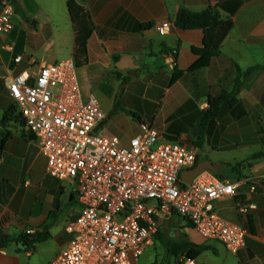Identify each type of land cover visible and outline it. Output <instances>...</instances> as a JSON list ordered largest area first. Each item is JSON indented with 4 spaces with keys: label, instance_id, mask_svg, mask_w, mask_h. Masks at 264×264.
Listing matches in <instances>:
<instances>
[{
    "label": "crops",
    "instance_id": "obj_1",
    "mask_svg": "<svg viewBox=\"0 0 264 264\" xmlns=\"http://www.w3.org/2000/svg\"><path fill=\"white\" fill-rule=\"evenodd\" d=\"M14 1L15 28L0 32V120L14 105L6 77L29 66L37 70L43 62L74 59L76 47L67 0ZM77 1L95 24L87 61L77 67L85 96H96L107 115L103 131L128 145L140 132V122H149L163 138L196 148V165L209 160L217 175L243 180L237 195L218 200L216 207L222 217L248 230L245 247L232 253L173 215L162 223L140 264L151 263L159 253L163 227L175 217L182 220L183 234L191 241L209 246L195 264H264V0ZM215 5H222L224 17H232L233 28L220 53L207 66L191 70L199 59L193 47L203 45L204 31L177 28L176 14L181 7L201 10ZM164 20L172 22L164 35L148 26ZM173 48L176 55L171 54ZM18 55L23 56L19 64ZM251 68L256 69L249 72ZM177 70L183 73L172 81ZM117 72L130 79L124 83ZM239 74L244 83L237 101L222 107L204 127L210 98L232 91ZM101 94L108 98L107 105L98 97ZM6 131L11 136L0 151V228L13 236L45 229L49 235L34 247L15 241L0 246V264H53L72 237L67 224L80 211L76 192L73 184L48 172L47 158L24 123H0V134ZM240 199L256 207L242 215L237 209Z\"/></svg>",
    "mask_w": 264,
    "mask_h": 264
},
{
    "label": "built area",
    "instance_id": "obj_2",
    "mask_svg": "<svg viewBox=\"0 0 264 264\" xmlns=\"http://www.w3.org/2000/svg\"><path fill=\"white\" fill-rule=\"evenodd\" d=\"M0 4V32L9 33L17 6L14 0ZM154 27L164 35L172 22ZM22 61L23 56L15 57L17 64ZM6 85L24 128L47 158L48 172L73 184L80 204L67 224L72 237L53 264H140L162 223L173 215L232 253L245 247L248 230L222 217L216 207L218 200L236 196L243 180L207 169L185 182L181 173L196 166V148L163 138L149 122H140V132L128 145L106 134L107 115L96 96H85L73 58L43 62L37 70L29 66L6 77ZM255 207L249 200L237 202L242 215ZM178 261L195 264L187 253H180Z\"/></svg>",
    "mask_w": 264,
    "mask_h": 264
},
{
    "label": "trees",
    "instance_id": "obj_3",
    "mask_svg": "<svg viewBox=\"0 0 264 264\" xmlns=\"http://www.w3.org/2000/svg\"><path fill=\"white\" fill-rule=\"evenodd\" d=\"M67 7L76 31V47L74 52V59L77 66H82L87 61V43L91 37L95 24L90 12L87 8L77 0H67ZM222 5L209 6L201 10H192L187 7H181L175 17L174 24L180 29H195L199 28L204 31L203 45L200 47H193V52L199 56L198 61L191 68L197 70L207 66L212 57L218 55L221 51V45L233 28L232 17H224L221 12ZM154 24L150 23L148 26L152 27ZM256 68L249 69V72ZM124 83H126L130 76H125L117 72ZM183 71L177 70L172 78V81L177 80ZM240 73V69H239ZM244 81L237 78L235 87L232 91H224L218 96L210 98L209 107L203 112V123L206 127L207 123L215 119L222 107L232 105L237 101V94L242 87ZM118 107V103L115 104ZM11 121L21 122L23 120L17 112L15 105H11L4 113L0 120L3 127L7 126ZM11 136V132H1L0 134V151L3 149L5 141ZM202 139V134L199 136ZM49 232L45 229L43 232H24L17 236L9 235L0 228V246L5 247L9 243L22 242L27 247H34L37 242L48 238ZM166 248L167 258L178 256L180 253H187V256L196 259L202 252L209 249L206 244H198L189 239L186 234H183L178 239H163ZM164 264V263H163ZM169 264V261L166 263Z\"/></svg>",
    "mask_w": 264,
    "mask_h": 264
},
{
    "label": "rangeland",
    "instance_id": "obj_4",
    "mask_svg": "<svg viewBox=\"0 0 264 264\" xmlns=\"http://www.w3.org/2000/svg\"><path fill=\"white\" fill-rule=\"evenodd\" d=\"M98 97L101 99L102 104L107 105L108 98L105 97L104 95H98ZM183 225H182V220L180 218H173L172 220L168 221L165 223V227H163V238L164 239H178L183 235ZM166 254V248L164 246V243L162 242L160 246L159 253L157 255L155 254V257L149 264H166L169 261V264H180L178 261V256H173L164 258Z\"/></svg>",
    "mask_w": 264,
    "mask_h": 264
},
{
    "label": "water",
    "instance_id": "obj_5",
    "mask_svg": "<svg viewBox=\"0 0 264 264\" xmlns=\"http://www.w3.org/2000/svg\"><path fill=\"white\" fill-rule=\"evenodd\" d=\"M207 169L212 171L217 170V168L209 160H201L193 168L183 170L181 173V178L185 182L191 183L197 175Z\"/></svg>",
    "mask_w": 264,
    "mask_h": 264
}]
</instances>
